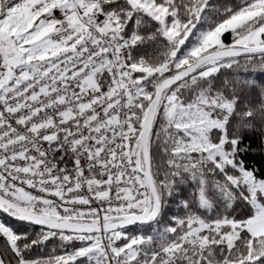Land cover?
<instances>
[{
	"label": "snow or ice",
	"instance_id": "snow-or-ice-1",
	"mask_svg": "<svg viewBox=\"0 0 264 264\" xmlns=\"http://www.w3.org/2000/svg\"><path fill=\"white\" fill-rule=\"evenodd\" d=\"M0 264H264V0H0Z\"/></svg>",
	"mask_w": 264,
	"mask_h": 264
},
{
	"label": "trees",
	"instance_id": "trees-1",
	"mask_svg": "<svg viewBox=\"0 0 264 264\" xmlns=\"http://www.w3.org/2000/svg\"><path fill=\"white\" fill-rule=\"evenodd\" d=\"M3 217H0V219H2Z\"/></svg>",
	"mask_w": 264,
	"mask_h": 264
}]
</instances>
